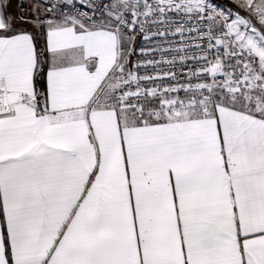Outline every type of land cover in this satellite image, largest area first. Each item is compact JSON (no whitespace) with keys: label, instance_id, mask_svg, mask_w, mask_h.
I'll use <instances>...</instances> for the list:
<instances>
[{"label":"snow or ice","instance_id":"6c2138e0","mask_svg":"<svg viewBox=\"0 0 264 264\" xmlns=\"http://www.w3.org/2000/svg\"><path fill=\"white\" fill-rule=\"evenodd\" d=\"M0 264H264V0H0Z\"/></svg>","mask_w":264,"mask_h":264},{"label":"rangeland","instance_id":"374dc122","mask_svg":"<svg viewBox=\"0 0 264 264\" xmlns=\"http://www.w3.org/2000/svg\"><path fill=\"white\" fill-rule=\"evenodd\" d=\"M226 2H228V0H216L217 4H225ZM14 7V5H13Z\"/></svg>","mask_w":264,"mask_h":264}]
</instances>
